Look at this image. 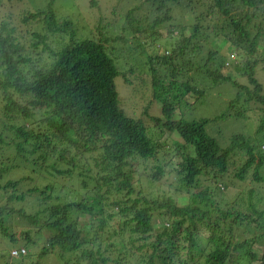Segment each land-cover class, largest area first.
Wrapping results in <instances>:
<instances>
[{
	"label": "trees",
	"instance_id": "16d2710c",
	"mask_svg": "<svg viewBox=\"0 0 264 264\" xmlns=\"http://www.w3.org/2000/svg\"><path fill=\"white\" fill-rule=\"evenodd\" d=\"M53 1L0 0V259L37 232L63 264H264V0H136L88 34ZM137 74L160 114L122 105ZM254 110V137L211 131Z\"/></svg>",
	"mask_w": 264,
	"mask_h": 264
},
{
	"label": "rangeland",
	"instance_id": "374dc122",
	"mask_svg": "<svg viewBox=\"0 0 264 264\" xmlns=\"http://www.w3.org/2000/svg\"><path fill=\"white\" fill-rule=\"evenodd\" d=\"M50 1L53 0H26V6L32 9L37 8H44L47 7ZM136 0H54L53 1V7L55 8L56 13L61 17H68L72 19L75 22V25L80 29V33L88 34L91 30H95L99 18L104 19L102 20L103 23L111 22V20L116 19V14H113L112 10H116L118 14L124 13L126 9H128L131 6H134L136 4ZM119 16V15H118ZM120 20V18H118ZM166 34V30H163ZM223 43L220 42V44ZM226 43L224 42L221 46L222 48L225 47ZM229 57L233 58V54H229ZM264 63L261 62L260 65L257 68V76L260 78L261 82L264 84ZM230 68V69H229ZM227 70H232L233 73L235 71L232 69V64L228 67ZM237 75V78L244 84L249 83V80L246 75H240L239 73H235ZM133 79L132 84L126 85L125 81L123 80L122 76H119L116 78V84L119 91V96L122 102V105L124 107L130 108L134 106V109H138V112H142L144 109V106L149 101H154L151 104L150 112L152 114H160V107L157 102H155V97L153 96L151 84L150 81L147 83L148 85H144L143 82V76L141 74L136 75V79ZM135 79V81H134ZM218 90L217 93L214 94V96L209 97L205 101L203 100L200 104L198 103L196 106H193V108L187 110V116H189L192 119H199L204 116H213L215 114L221 113L223 109L225 108V105L235 96L236 88L233 86H226V87H216ZM220 91L222 94H220ZM134 92H138V95L135 97L133 94ZM136 98L140 104L136 103L134 101ZM259 119V112L254 111H248V118L242 119V118H235V117H226L221 120H218V123L216 127L218 130L223 131V133L219 134V132H216V128L212 129L211 131L215 132L216 136L220 137L221 143L225 144L229 137L232 136L234 133L237 132H243L247 136H255V131L257 128ZM174 137H176L174 135ZM262 137H260L261 139ZM23 170L19 168H15L13 170L8 171L9 176L18 178V175H23ZM27 172V171H26ZM25 172V173H26ZM249 186L251 185V181H247ZM155 187H159V183H156ZM164 188H167L165 186ZM259 193H264V184L263 186L259 187ZM234 191H231L230 193H233ZM75 197H78V194L74 191H70L68 196L66 198L73 199ZM188 201L187 198L184 200H181L180 202ZM264 205V202L262 203ZM80 219H84V217H80ZM18 233L20 234V229L17 228ZM32 239H34L35 246L29 245L28 247L25 246L28 249V254L24 255V257L19 258H12L9 262L12 261L13 264H63V261L60 259V256L57 252L51 251L50 253L43 255L42 257L37 256V254L41 251V247L46 242L47 233L39 234L37 232H31L30 233ZM4 238H1L0 236V242L2 244H5ZM20 243H24V238L22 236V239L18 241L16 244L20 248ZM8 244V245H7ZM7 244L4 246H10L12 244L11 242H7ZM39 245V246H38ZM1 246V244H0ZM264 247L259 248V252L263 251ZM4 251V248H3ZM7 258L6 256H2V259H0V264H7L6 263Z\"/></svg>",
	"mask_w": 264,
	"mask_h": 264
},
{
	"label": "built area",
	"instance_id": "2783aa9c",
	"mask_svg": "<svg viewBox=\"0 0 264 264\" xmlns=\"http://www.w3.org/2000/svg\"><path fill=\"white\" fill-rule=\"evenodd\" d=\"M27 252H28V250L26 248H24V247H22L20 249L16 248V249L12 250V255H14V256H22V255H25Z\"/></svg>",
	"mask_w": 264,
	"mask_h": 264
},
{
	"label": "clouds",
	"instance_id": "9594fccd",
	"mask_svg": "<svg viewBox=\"0 0 264 264\" xmlns=\"http://www.w3.org/2000/svg\"><path fill=\"white\" fill-rule=\"evenodd\" d=\"M27 249V248H26ZM28 250V249H27Z\"/></svg>",
	"mask_w": 264,
	"mask_h": 264
}]
</instances>
